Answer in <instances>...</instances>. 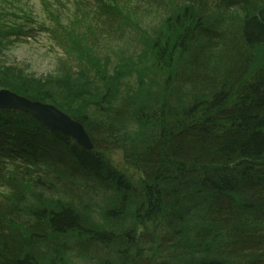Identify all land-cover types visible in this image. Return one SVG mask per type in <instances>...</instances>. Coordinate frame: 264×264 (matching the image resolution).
<instances>
[{
  "label": "trees",
  "instance_id": "obj_1",
  "mask_svg": "<svg viewBox=\"0 0 264 264\" xmlns=\"http://www.w3.org/2000/svg\"><path fill=\"white\" fill-rule=\"evenodd\" d=\"M137 1L93 0L140 35L115 64L67 32L91 79L0 69L94 145L0 111V264H264V0H150L149 33ZM12 18L0 8V53L29 35Z\"/></svg>",
  "mask_w": 264,
  "mask_h": 264
},
{
  "label": "rangeland",
  "instance_id": "obj_2",
  "mask_svg": "<svg viewBox=\"0 0 264 264\" xmlns=\"http://www.w3.org/2000/svg\"><path fill=\"white\" fill-rule=\"evenodd\" d=\"M7 3L10 5L6 10L12 13L15 22L23 25L24 14L29 15L25 30H30V34L18 42L13 41L0 53V69L6 74L19 71L35 79L55 76L64 79L66 72H70L81 81L80 77L90 78L91 75L86 67L77 63L78 46L70 43V38H81L88 33L84 47L88 45L102 60L109 59L112 64L133 55L140 43V35L132 30V23L122 28L110 25L97 13L91 0H8ZM137 5V21L141 29L149 33L158 24L159 13L150 0H138ZM106 157L114 166L125 167L120 152L106 154ZM127 171L135 180L139 177L136 170Z\"/></svg>",
  "mask_w": 264,
  "mask_h": 264
},
{
  "label": "water",
  "instance_id": "obj_3",
  "mask_svg": "<svg viewBox=\"0 0 264 264\" xmlns=\"http://www.w3.org/2000/svg\"><path fill=\"white\" fill-rule=\"evenodd\" d=\"M0 110L29 115L48 130L74 140L81 148L93 151L94 145L84 126L51 104L31 101L10 90H0Z\"/></svg>",
  "mask_w": 264,
  "mask_h": 264
},
{
  "label": "bare ground",
  "instance_id": "obj_4",
  "mask_svg": "<svg viewBox=\"0 0 264 264\" xmlns=\"http://www.w3.org/2000/svg\"><path fill=\"white\" fill-rule=\"evenodd\" d=\"M8 2V0H0V8H7V5H10V4H8L7 3ZM23 17H25L26 19H29L30 17H29V15L28 14H24V16ZM136 20H138L139 21V18H137ZM86 43H88V42H86ZM87 46V45H86ZM6 49H4L3 51H5ZM93 56H95L96 58H98V59H100V54H94ZM23 97H25V96H23ZM26 99H29V98H27V97H25ZM29 100H31V99H29ZM31 101H33V100H31ZM35 120V119H34ZM38 122V121H37ZM82 124V123H81ZM83 125V124H82ZM85 128V127H84ZM35 153H36V151H35ZM2 156V157H1ZM3 156H5V155H3V154H1L0 153V159H2V158H4ZM5 159V158H4ZM7 162H8V160L7 159H5ZM35 167L36 166H40V163H34L33 164ZM42 167H45V166H42ZM42 167H40V168H42ZM2 191H1V193L2 192H6V190H3V189H1ZM4 202V199L2 198V197H0V202ZM2 202V203H3ZM6 215V213L5 212H0V217H4Z\"/></svg>",
  "mask_w": 264,
  "mask_h": 264
}]
</instances>
